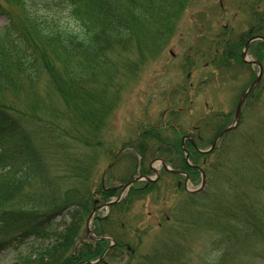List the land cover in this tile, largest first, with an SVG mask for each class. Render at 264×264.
<instances>
[{"label":"rangeland","instance_id":"374dc122","mask_svg":"<svg viewBox=\"0 0 264 264\" xmlns=\"http://www.w3.org/2000/svg\"><path fill=\"white\" fill-rule=\"evenodd\" d=\"M257 1L164 0L162 6L153 7L155 14L149 22L141 26L135 17L131 31L138 35L132 44L120 50L116 45L105 44L104 50L87 54L82 61L83 65H95L98 69L95 77L86 76L79 88L74 87L90 89L91 100L86 103L76 92L72 93L71 87L76 85L68 71V62L77 60L70 56L82 54L80 48L64 51L45 42L38 44L35 67L26 74L22 67L4 60L7 66L3 68L0 106L35 130L39 143L43 144L36 147L37 156L42 153L46 157L44 177L50 180L49 189H53L43 191L42 184L36 183L25 188L16 202H33L34 206L26 211L30 215H44L66 205L74 207L69 209L70 215L64 209V215L61 211L60 216L51 220L55 225L43 238L32 241L18 253L0 254V264H94L97 258L84 263L82 255L94 253L102 246L93 231L97 226L101 228L103 221L89 223L90 215L83 214L86 185L90 213L94 201L97 206L102 205L100 185L113 188L129 178L128 173L120 174L126 171L123 168L127 161H135L132 172L136 168L137 171L150 166L158 168L152 163L158 154L154 152L157 146L150 143L149 135L143 136L145 130L162 127L166 121L177 130L171 133L191 136L193 127L199 124L202 132L194 138L200 149L210 147L215 129L233 122L241 90L256 71L255 66L246 67L241 60L231 68L221 63L215 66L212 60L215 53L220 54L217 61L221 60L226 29L240 37L264 13V0L259 1L256 12ZM82 3L81 14H87L92 2L82 0ZM121 13L125 20L124 12ZM17 21L29 38V28L24 27L25 15L19 13ZM7 23V18L0 17V30ZM255 43L248 53L250 59L255 58L253 49L261 44ZM241 51L240 48L237 54ZM257 51L264 66L263 46ZM83 58L78 57L80 66ZM104 64L110 66L109 72H100ZM114 72L113 83L106 82ZM184 82H192L199 94L195 90L191 98L193 106L187 112L169 116L172 108H184L190 102L189 95H180L177 88ZM257 89L242 104L238 127L226 134L218 142L219 150L206 159L213 163L211 179L205 192L197 197L198 207L194 208L197 210L178 205L184 198L176 187L181 178L161 173L155 190L131 203L129 208L123 205L111 213L108 210L96 213L94 219L108 214L117 224L105 233L111 230L112 237L126 233L130 247L136 250L132 260L131 249L122 248L118 260L109 262L105 258L109 264H264V87ZM205 102L212 107L213 115L203 120L200 114L205 112ZM140 141L148 144L142 155L134 151ZM221 143L228 145L223 147ZM127 144L131 149L120 153ZM118 159L121 160L116 163ZM109 164L113 165L111 170L107 168ZM148 175L153 176L151 172ZM198 179L193 188L200 183V176ZM187 187L192 188L190 184ZM180 219L182 228L173 231ZM105 224L110 226L108 222ZM120 224H124L123 230ZM168 228L172 234L165 231ZM166 235V241L162 242ZM160 244L169 247V259L173 262L154 257L163 248ZM65 258L67 261H63Z\"/></svg>","mask_w":264,"mask_h":264},{"label":"trees","instance_id":"16d2710c","mask_svg":"<svg viewBox=\"0 0 264 264\" xmlns=\"http://www.w3.org/2000/svg\"><path fill=\"white\" fill-rule=\"evenodd\" d=\"M163 1L164 0H138L137 3L135 2V0H91L92 8L87 14H81V9L83 8L82 0H70L69 2L63 1L62 3L57 4L55 8H50L48 10L38 12H35L34 10L28 9V7H26L28 12L26 16L27 21L24 22V27L25 30L29 28V38L24 36L22 27L20 25V27L17 25L12 28H6L0 33V88H3L4 86L3 80L5 72L3 68L4 66H7L6 64H4V60H10L12 65L22 67L24 73L26 74L28 71L32 70L33 66L35 67V58L38 55V49H36V46L38 48V44H42L45 42L47 46H55L56 48H59L58 50L64 51H67L68 49L73 51L74 47H78L80 48L82 54L70 56L75 57L77 60L72 61V63L70 61L68 62V71L71 73V79L76 85L71 87L73 89L72 93L76 92L80 97H82V100L86 103L87 101H89V99L91 100L90 89L75 90L74 87L79 88L80 83L82 81L85 82L86 76L92 78L95 77L98 72V69L95 65H92L90 67L83 65L82 61L86 60V57L88 56L87 54L99 52L101 49L104 50L105 44L110 45L112 47L116 45L115 47L119 50L125 49L127 45L132 44L136 40L138 35L132 33L131 31L135 17H137L138 23L140 25L145 21L149 22V20L154 17L155 14L153 7H157L158 5L162 6ZM259 1L260 0H258L256 3H258ZM121 12H124V17L126 21L122 17ZM173 15H176V13H174ZM262 24V32H264V19L262 20ZM159 30L160 28L157 29L158 32ZM227 34L228 31L224 32L225 36ZM252 34H254V32H252ZM126 40H128L127 44ZM224 41L225 50L222 52L221 60L217 61L218 56L220 54L215 53V57L212 60V63L215 66L216 64L221 63L225 65L226 68H231L232 64L240 61V56L237 53L238 50L244 45L245 41L240 39V44L233 41V39H224ZM82 55L84 56V58L81 60L82 63L80 66L77 62L78 57H82ZM99 62L100 58H98V64ZM106 70L109 72L110 66L104 64V69L100 72H105ZM113 76H116L115 72L113 73L111 80L107 79L106 82L113 83ZM105 77H107V75H105ZM71 95L72 94L70 93V97ZM250 98L251 97H249L248 99ZM79 100H81V98ZM99 106L102 107L103 103H101ZM172 114H174V112H172ZM33 125L37 126V124L35 123H33ZM226 126L217 127L215 129L216 135L214 137H216ZM200 129L202 128L200 127ZM145 131L143 133V136L144 134L149 135L148 139L150 143L155 144L157 146V149L154 151L155 153H158L157 155H166L168 157L166 161L170 163V165L174 169L186 171L192 177L193 180H196L198 178L199 173L195 169L186 166L183 161L182 151L180 150V139L182 137V134L171 133L177 131L174 126L165 121L162 127L153 129L151 128L147 130V132ZM229 133H227V135ZM143 136L141 137V139L143 138ZM186 144L188 145L191 151V160L203 166V170L208 180H210L211 167L213 163H208L207 161H204V163H202L200 162V159H202L201 161H203L204 159L206 160L212 154H214L217 149L219 150V148H215L212 153L205 156L202 154H198L194 149H192L189 142H186ZM40 145L43 146V144H40L38 140L37 146ZM102 145L103 143L100 144V146ZM227 145L228 144H223V147ZM135 146L136 150L140 151V155H142L145 152L144 150H147L148 144L145 145L140 141L139 144H135ZM27 154L31 155L32 151L29 150ZM38 154L39 152H36L34 156L19 157L13 160L10 164H4V168L0 169V213L6 211L3 215H10L15 219L22 215L29 214L26 211H28L29 209H31V207L34 206L33 202H16L17 198L22 195L23 190L25 188H30L34 184V186H36V183H38L37 185L42 184L43 191L48 190L49 192L53 190L52 188L49 189L50 186L47 183L50 180L44 177V162H46V157L42 156V153H40V156H37ZM193 156H197L199 159H193ZM118 160L120 161L121 159ZM134 162L135 161H133L132 163L135 164ZM155 186L156 185H150L149 187L145 186L144 188L136 189L137 191H135L134 193V199L143 197L149 191L154 190ZM83 197V200L85 201L84 212H86L88 204L90 203V193L89 189L87 188V185ZM134 199L131 198L130 202H132ZM208 202H210V200H208ZM183 205L185 207L188 206L191 209L193 208L192 210H197V208L194 209L195 206L198 207L197 198H193V196L187 195L185 201L182 203V206ZM117 207L119 209V206ZM18 210L20 211L18 212ZM183 212L188 211L183 209ZM196 212L197 211H195L193 214L196 215ZM192 220H196V217L195 219H193L192 217ZM181 222L182 221L180 219L179 225L177 224V229L176 225H174V228L171 227V223H168V225H170L169 227L172 228L173 231L180 230L182 228ZM104 228H106V226H104ZM168 230L171 231L168 232V234H172L173 231L169 228L165 231ZM99 231H101V229H99ZM166 237L167 235L164 237L162 242L166 241ZM173 238L175 239L177 237ZM121 241L123 240H120V242ZM159 242H161V239ZM68 243H70V240H68ZM122 244L123 242H121V247H125L122 246ZM102 245L104 244L102 243ZM159 246L163 248L158 249L154 257H158L160 259H167L169 262H173L169 259V247H164L161 244ZM104 250V247L101 246L94 253L86 252L84 255H82V259L83 261H90L91 259H96L97 257L101 256ZM110 256L113 258V260H118L121 257V254L114 251L113 254H110ZM131 257L132 260L135 258L134 255ZM66 259L67 258L63 259V261H67ZM100 264L104 263L102 262ZM155 264L168 263L155 262Z\"/></svg>","mask_w":264,"mask_h":264},{"label":"flooded vegetation","instance_id":"af4514ba","mask_svg":"<svg viewBox=\"0 0 264 264\" xmlns=\"http://www.w3.org/2000/svg\"><path fill=\"white\" fill-rule=\"evenodd\" d=\"M262 14H260V16L256 19V23H255V27H254V30H262L263 29V25H262ZM252 31V26L250 27L249 29V33H251ZM244 33H247L246 31H244ZM235 34L230 32L226 35L225 39L227 40H231V39H236L237 37L234 36ZM249 35L248 33L245 34V36H243V34L240 36V39H243V38H248ZM205 106V105H204ZM207 107V105L205 106V108Z\"/></svg>","mask_w":264,"mask_h":264},{"label":"bare ground","instance_id":"6f19581e","mask_svg":"<svg viewBox=\"0 0 264 264\" xmlns=\"http://www.w3.org/2000/svg\"><path fill=\"white\" fill-rule=\"evenodd\" d=\"M210 153H207L205 156L209 155ZM193 159H199L197 156H193Z\"/></svg>","mask_w":264,"mask_h":264},{"label":"water","instance_id":"95a60500","mask_svg":"<svg viewBox=\"0 0 264 264\" xmlns=\"http://www.w3.org/2000/svg\"><path fill=\"white\" fill-rule=\"evenodd\" d=\"M239 105H240V103H239ZM238 110H239V106H238V109H237V115H238ZM204 183H205V180H203V185H204ZM199 191H197V192H199Z\"/></svg>","mask_w":264,"mask_h":264}]
</instances>
